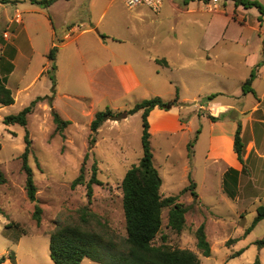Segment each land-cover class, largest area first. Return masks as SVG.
I'll list each match as a JSON object with an SVG mask.
<instances>
[{"label": "rangeland", "instance_id": "1", "mask_svg": "<svg viewBox=\"0 0 264 264\" xmlns=\"http://www.w3.org/2000/svg\"><path fill=\"white\" fill-rule=\"evenodd\" d=\"M8 1L9 3L0 5V38L5 29L8 37L2 39L9 40V28L14 23L15 10L24 22L28 21V25L33 23L20 31L22 33L17 42L11 40L22 48V58L9 83V89L15 94L16 100L10 106H0V171L4 176V183L0 184V261L3 260L0 264H53L49 257V234L57 226L78 224L79 211L83 207L94 213L111 233L119 237L125 236L121 181L126 171L136 165L142 156L141 112L121 121H106L95 134L91 133L89 124L95 112L106 108L126 111L136 103L159 96L142 90L136 93L124 92L112 70V67L123 64L120 60L108 64L92 59H88L86 63L79 60L77 62L74 58L65 60L66 56L71 57V53L67 51L76 49L74 36L66 41L56 40L57 45L67 43V47L61 50L55 47L53 62L46 55L37 54V50L47 40L51 43L47 17L54 23L58 34L68 24L67 21L63 23L67 17L64 14L66 11L61 6H56L53 10L39 7V16L33 18L28 10L34 6L28 0ZM244 1H255L264 7V0ZM101 2L106 3L103 0ZM80 3L84 4L82 16L87 13L88 0H78L77 4ZM226 10L227 13L230 12L231 4H227ZM132 13L123 0H113L111 8L99 20V25H127ZM99 14L96 9L95 20L99 19ZM81 22L90 25L87 19ZM14 28L15 24L11 30ZM4 45L0 42V46ZM59 50L60 54H57ZM53 65L54 71L51 69ZM40 70L42 75L34 80ZM1 74L3 75L2 72ZM162 96L164 97L159 98L167 103L174 98ZM36 97H51V105L47 101L38 103L27 116L24 127L16 124L6 126L2 123L4 117L18 114ZM51 110L62 120L70 122L62 132L56 131ZM209 123L206 119L195 118L188 125L190 131H184L182 137L166 136V139L157 135L150 140L153 167L163 181L160 188L162 197L178 195L190 181L196 183L198 196L194 200L189 192L179 195V202L188 208L185 226L179 234L167 227L168 209H163L162 227L156 242L160 243L161 236H165L167 246L193 252L201 264H254L256 259L259 264H264V248L260 250L254 244L264 238V223L245 234L256 216L254 205L248 203L240 206L247 211L242 220L234 218L231 210L235 204L223 194L222 179L216 173L202 170L201 163L205 161V149L210 135ZM196 131L202 135L193 168L190 160L194 145L188 148V143L194 138ZM26 134L30 141L28 165L37 190L36 203L42 209L39 226L32 219L35 203L26 198L24 190L26 176L21 168V154L25 150ZM186 134L189 139L185 145L181 138ZM92 138H95V143L90 144ZM93 165L96 166V177L101 184L92 185V196L89 199L86 195V183ZM184 165L191 175L184 172ZM81 168L84 184L72 186ZM263 202L262 198H258L254 204ZM200 225H204L210 246L211 252L207 258L202 256L196 245L195 232ZM90 227L99 229L94 220L90 221ZM235 239H238L236 243L227 244V241ZM81 264L96 263L84 259Z\"/></svg>", "mask_w": 264, "mask_h": 264}, {"label": "crops", "instance_id": "2", "mask_svg": "<svg viewBox=\"0 0 264 264\" xmlns=\"http://www.w3.org/2000/svg\"><path fill=\"white\" fill-rule=\"evenodd\" d=\"M77 1L58 0L45 8L53 10L61 6L67 16L63 23L68 24L57 34L54 23L47 17L51 43L47 40L36 53L45 56L52 47L64 49L67 43L57 45L56 40L66 41L74 36L76 49L68 50L71 57L66 56L65 60L74 58L86 63L92 59L106 64L122 61L123 64L112 70L124 92L142 90L159 97L173 96L171 101L177 103L170 110L155 108L149 113L150 140L157 135L182 137L184 131H190L188 125L195 118L208 120L210 135L202 170L216 173L221 179L228 170L238 172L236 197L229 199L225 195L235 204L231 210L234 218L243 219L247 210L241 209L242 205L252 203L255 212L259 206H264V202L254 204L258 198L264 201V13L260 14L253 7L235 5L232 0H165L158 12L146 7L130 9L133 13L127 25H99L113 0H103L104 4L100 0H88L87 13L82 16L84 4L79 5ZM227 4H231L229 13ZM31 6L34 7L28 13L36 18L40 14L39 7ZM96 9L100 13L98 20L94 17ZM86 19L90 25L81 22ZM13 22L9 40L0 38L5 44L0 46V78H4L8 89L22 58V48L14 43L20 38V31L33 23L28 25L22 18L19 23ZM72 29L77 30L70 33ZM251 74L253 80L248 88L251 91L244 93L242 86ZM40 75L42 70L34 80ZM210 95L216 96L207 100ZM207 115L215 121L209 120ZM238 125L242 162L233 149ZM201 135L198 134L190 160L193 168ZM188 139V134L181 138L185 145ZM183 170L191 175L185 165ZM262 223L264 220L253 230Z\"/></svg>", "mask_w": 264, "mask_h": 264}, {"label": "trees", "instance_id": "3", "mask_svg": "<svg viewBox=\"0 0 264 264\" xmlns=\"http://www.w3.org/2000/svg\"><path fill=\"white\" fill-rule=\"evenodd\" d=\"M32 5L40 8H48L58 0H28ZM235 5H242L245 8H256L260 14L264 13V7L255 1L232 0ZM9 3L8 0H0V4ZM55 47L50 49L46 55L50 62L54 61ZM161 63L160 61H156ZM52 71L55 66L51 67ZM253 74L244 82L242 90L244 93L251 91L248 89L252 83ZM52 88V92H53ZM216 95H210L207 100H211ZM51 97H36L26 108L16 115L6 116L2 123L6 126L20 125L24 127L27 123V116L32 112L38 103L47 101L51 105ZM176 100V99H175ZM14 96L6 87L4 78H0V106H10L14 104ZM171 103V102H170ZM170 103L163 101L159 97H153L136 103L131 109L126 111H113L106 108L103 111L95 112L89 124L91 133L95 134L106 121H121L127 117L141 112V149L142 156L136 165L131 166L125 173L121 181L122 210L125 222V236L119 237L99 222L94 213H90L87 207L80 209V222L78 224H64L57 226L49 234V257L53 264H81L82 260L88 259L96 264H201L197 256L188 250L170 248L165 243V236H161L160 243L156 238L162 227V211L168 209L167 227L176 234H179L185 226V215L188 208L179 202V195L189 192L194 200L197 199L195 184L190 181L187 187L176 196L162 197L160 188L162 179L158 171L153 167V155L150 146L149 113L157 108L160 110H170ZM52 109V108H51ZM53 123L56 131L62 132L69 124V121L62 120L57 113L51 110ZM212 122L214 117L207 115ZM239 125L234 135L233 149L237 158L242 162L243 146L239 137ZM199 131L195 132L194 138L188 143L191 148L197 141ZM25 139V150L21 154L22 170L25 173L24 190L26 198L35 203L32 219L39 226L42 209L36 203V186L33 181L32 171L28 165V155L30 152V141L27 134ZM95 143V138L90 140V144ZM1 148V146H0ZM87 155L85 156V158ZM80 169V174L73 181L72 186L84 184V177ZM97 169L93 165L91 175L86 183L87 197L92 196V185H100L97 179ZM4 183V176L0 171V184ZM238 172L228 170L222 179V192L229 198L234 199L237 195ZM2 211L0 210V214ZM94 220L99 229L90 227V221ZM264 220V206L256 209V216L250 226L245 230V234L250 233L255 226ZM197 248L203 257L210 256V246L205 234L204 225H200L195 232ZM232 241H227V244ZM258 249L264 248V238L256 241ZM240 253V252H239ZM237 253V254H239ZM3 261V260H2ZM0 261V263L2 262ZM254 264H259L258 259Z\"/></svg>", "mask_w": 264, "mask_h": 264}, {"label": "built area", "instance_id": "4", "mask_svg": "<svg viewBox=\"0 0 264 264\" xmlns=\"http://www.w3.org/2000/svg\"><path fill=\"white\" fill-rule=\"evenodd\" d=\"M124 1V4L125 6L128 8V9H136L138 7H146L148 9H150L151 11L153 12H158L164 1L165 0H123ZM218 0H213V2H217ZM13 21H16V22H20L21 21V16L20 14L18 13L17 10H15V16H14V19ZM77 29H72L71 31H69L70 33L76 31ZM70 35H67L66 37H69ZM8 37V33L7 31H4L2 33V38H7ZM262 59L264 61V52H263V55H262Z\"/></svg>", "mask_w": 264, "mask_h": 264}, {"label": "water", "instance_id": "5", "mask_svg": "<svg viewBox=\"0 0 264 264\" xmlns=\"http://www.w3.org/2000/svg\"><path fill=\"white\" fill-rule=\"evenodd\" d=\"M170 105H171L172 107H174V106L177 105V103H176V102H172V103H170Z\"/></svg>", "mask_w": 264, "mask_h": 264}]
</instances>
